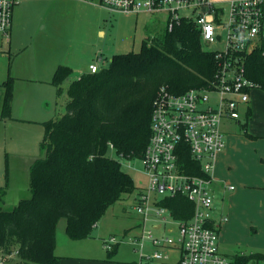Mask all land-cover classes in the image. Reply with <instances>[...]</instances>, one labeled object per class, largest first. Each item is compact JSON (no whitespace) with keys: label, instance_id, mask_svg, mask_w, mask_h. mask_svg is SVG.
I'll return each instance as SVG.
<instances>
[{"label":"trees","instance_id":"obj_1","mask_svg":"<svg viewBox=\"0 0 264 264\" xmlns=\"http://www.w3.org/2000/svg\"><path fill=\"white\" fill-rule=\"evenodd\" d=\"M193 20L182 19L170 31L147 37L138 51L114 54L110 66L95 73L84 72L67 89L65 113L46 120L43 156L29 171L31 196L13 209L0 208V251L6 264H61L56 253V230L66 220L73 240L92 237L107 209L139 186L125 172L116 154L127 159L143 156L152 134V101L166 85L174 93L209 87L220 68L214 52L202 47ZM245 75L264 90V54L244 55ZM73 69L59 65L52 83L60 92ZM13 83H5L2 117H11ZM250 115V111L247 112ZM248 118V116H247ZM252 136V135H249ZM185 169L203 174L189 153ZM7 196L0 186V200ZM161 204L176 219H190L194 204L184 195L167 196ZM118 244L108 249L115 255ZM264 259V253L238 252L230 264Z\"/></svg>","mask_w":264,"mask_h":264},{"label":"rangeland","instance_id":"obj_2","mask_svg":"<svg viewBox=\"0 0 264 264\" xmlns=\"http://www.w3.org/2000/svg\"><path fill=\"white\" fill-rule=\"evenodd\" d=\"M53 1L19 0L14 8L11 45L0 38V186L7 190L4 202L0 200V208L4 210L13 209L22 198L31 196L29 171L33 161L43 156V123L49 119H58L65 113L69 100L67 89L77 75L88 71L90 63H96L100 68L109 67L114 54L138 51L144 39L159 36L166 28L165 12L128 14L101 6L98 0H94V3L74 0L64 11L55 7ZM212 1L228 12L230 0ZM181 13L194 17L189 10ZM226 39L227 33L223 31L218 42L202 43V47L206 51L223 50ZM59 64L73 68V73L64 82L60 93L52 83L54 70ZM16 73H24L26 76L18 75L20 77L15 79ZM9 80L13 83L12 112L11 117L4 119L2 103L5 83ZM249 94L251 116L247 114V107L242 106L239 110L241 121L224 119L221 122L222 130L228 135H249L263 131L264 90L255 87ZM247 116H250L248 121ZM235 139L240 159L257 160V154L254 153L257 146L250 139ZM109 154L120 160L123 170L132 176L137 186L147 185V176L141 170L143 163L140 158L120 157L113 148H109ZM227 162L224 158L222 163L219 161L221 170H225ZM134 206L135 193L111 205L97 222L93 237L87 240H70L66 232V220L61 219L56 230L57 254H80L95 258L83 260L84 264H146L136 249L137 245L130 240L142 231L139 226L142 216ZM173 226L176 228V225ZM253 227L246 225L238 232L237 244L233 248L224 249L221 243L220 250L227 254L264 252V246L248 245L253 241L264 243V232L256 233ZM176 233L170 234L175 236ZM112 236L116 243H112L111 249L116 244L118 248L115 255L109 257L105 243ZM149 244H145V250L151 252L153 248ZM159 251L163 253V250ZM172 254L174 259L177 253L172 251ZM160 262L154 259L149 264ZM248 264L257 262L251 261Z\"/></svg>","mask_w":264,"mask_h":264},{"label":"built area","instance_id":"obj_3","mask_svg":"<svg viewBox=\"0 0 264 264\" xmlns=\"http://www.w3.org/2000/svg\"><path fill=\"white\" fill-rule=\"evenodd\" d=\"M99 1L110 10L128 14L165 12L170 31L182 19L193 20L203 43L218 42L222 32L227 33L224 49L211 51L220 68L209 87L174 93L162 85L157 90L152 101V134L141 157L147 185H140L135 192L134 208L142 216V231L130 240L146 262L165 258L159 250L151 253L145 250L149 241L158 248L178 247L181 250L178 264H230V258L219 250V225L211 184L217 157L226 147L221 122L240 121V107H248L249 92L258 86L245 75L242 58L256 50L264 54V0H230L227 13L212 0ZM18 3L19 0H0V34L6 40ZM183 10L191 11L194 17L183 15ZM100 69L98 64L91 63L88 72ZM186 153L199 163L203 174L185 169ZM176 195H184L194 204L190 219L174 218L171 209L161 204L163 198ZM219 219L225 221L227 216ZM157 229L165 233L157 234ZM173 231L177 232L175 236L171 235ZM115 240L112 236L105 246L111 249ZM0 264H6L1 251Z\"/></svg>","mask_w":264,"mask_h":264},{"label":"crops","instance_id":"obj_4","mask_svg":"<svg viewBox=\"0 0 264 264\" xmlns=\"http://www.w3.org/2000/svg\"><path fill=\"white\" fill-rule=\"evenodd\" d=\"M73 2L74 0H54L53 5L55 7H60L65 11L66 8H68L69 4ZM86 2L94 3V0H90V1L86 0ZM98 2L100 3L99 0ZM13 24H14V12H13L12 25L9 29V39L6 40L4 35L0 34L1 41L6 40L7 41L6 43L9 45H11L12 42V29L14 28ZM59 65H63V64H59ZM57 67L55 68V70L57 69ZM88 71H83L82 73ZM18 75L22 77L26 76L24 73L23 74L16 73V76L14 78L15 79L19 78L20 76ZM80 75H77L76 79H78ZM62 89H63V85H62ZM248 111H250V116H251L252 114L251 104H249L247 107V112ZM250 116L246 118L247 121L250 118ZM261 129L263 130L262 132L252 133L253 135L249 134L252 136L243 135L241 133L228 135V133L225 132L226 147L222 152L219 153L217 157L216 166L213 173L214 180L211 184V188L214 194L215 207H216V219L219 225V250L221 243L224 244L223 246L224 249L233 248V246L237 244L238 232L241 231L243 227H246V225L255 226L256 229L254 227L253 228L256 233H258L259 231L264 232V121ZM235 138L250 139L253 142V144L257 146L254 151V153L257 154V160L255 158H245V160L240 159L238 155L239 152L237 148V140ZM223 158L228 160V162L226 163L225 170L223 169L221 170L219 166V161L222 163ZM231 186H234V188H231ZM220 216H227V220L219 222ZM157 232L165 233V231H160V229H157ZM175 232L176 231H173V233ZM89 238H85L81 240H87ZM76 241H80V240H76ZM56 242H57V236H56ZM261 242L263 241H260L259 242L260 244L253 241L248 245L252 247H259L258 245H260L261 247H263L264 243ZM146 243H150V242L147 241ZM149 245L153 248L151 252L159 249L163 250V254L165 258L158 259L159 261H161L160 264L179 263V259L181 257V250L178 247L158 248L156 246H153L151 243ZM56 247H57V243H56ZM69 249L72 250L71 247ZM172 251H175L177 253L174 259H172L173 256ZM220 252L226 255L230 259L232 258L233 255L237 253L236 252L233 254H227L225 252H222L221 250ZM241 252L247 253L244 251ZM59 256L62 257L61 264H84L82 263L83 260L90 261L95 259L94 257L84 256L80 254H60ZM255 262H257V264H264V259L257 261L255 260ZM146 264H149V262H146Z\"/></svg>","mask_w":264,"mask_h":264}]
</instances>
